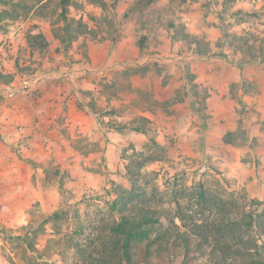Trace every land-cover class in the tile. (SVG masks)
Here are the masks:
<instances>
[{
    "label": "rangeland",
    "instance_id": "obj_1",
    "mask_svg": "<svg viewBox=\"0 0 264 264\" xmlns=\"http://www.w3.org/2000/svg\"><path fill=\"white\" fill-rule=\"evenodd\" d=\"M148 4L71 0L65 23L59 0L0 2V33L26 42L20 77L82 63L90 43L124 40L131 60L158 59L73 70L78 81L101 73L105 105L79 86L77 106L98 113L90 131L70 129V167L57 160L47 167L43 198L22 208L0 204V264H117L105 261L103 242L120 215L112 200L132 188L146 191L134 204L159 210L157 229L166 231L149 264H215L212 246L186 255L181 233L198 224L213 239L228 220L264 211V0ZM31 31L44 32L48 46L31 50ZM143 37L144 51L137 52L132 44L140 47ZM0 42L2 51L12 49L6 36ZM139 71L151 72V88L132 85L130 76ZM113 73L119 76L114 89L107 85ZM123 125L148 133L112 130Z\"/></svg>",
    "mask_w": 264,
    "mask_h": 264
},
{
    "label": "crops",
    "instance_id": "obj_2",
    "mask_svg": "<svg viewBox=\"0 0 264 264\" xmlns=\"http://www.w3.org/2000/svg\"><path fill=\"white\" fill-rule=\"evenodd\" d=\"M6 36L12 49L0 52V71L2 80L0 87L8 84L6 79L14 81L20 76L17 74V63L21 64L19 49L21 43L26 45L21 38H16L12 33ZM152 45V44H151ZM137 52L144 48L137 47ZM128 42L121 40L118 44L109 46L106 42L90 43L88 58L82 63L56 64L48 71L38 73V82L33 86V91L20 94L7 101L0 109V204L6 206L13 204L18 208L29 205L36 198H43L44 190L42 175L50 165L64 162L65 167H70V129L75 132L81 128L91 130L97 121L98 111L89 105L84 109L76 104L79 98L78 87L91 89L98 102L104 106L106 93L105 81H99L100 72L95 76H86L78 81L74 69L107 68L114 70L125 67L133 62L139 66L158 60L156 55L141 56L133 61L128 57ZM119 54V58H115ZM53 63V62H51ZM55 63V62H54ZM58 63V61H57ZM139 71L129 75L133 86L137 88H151L150 71ZM100 73V74H99ZM108 73V72H107ZM119 76L110 74L107 81L108 87L116 88ZM74 88V93L71 90ZM115 100L112 101V105ZM19 126H25V133L19 131ZM112 130H115L112 128ZM57 160V161H56ZM37 176L38 179H34ZM37 186V187H36Z\"/></svg>",
    "mask_w": 264,
    "mask_h": 264
},
{
    "label": "trees",
    "instance_id": "obj_3",
    "mask_svg": "<svg viewBox=\"0 0 264 264\" xmlns=\"http://www.w3.org/2000/svg\"><path fill=\"white\" fill-rule=\"evenodd\" d=\"M7 1V0H0ZM151 0H147L150 4ZM71 0H59L61 20L67 23ZM148 4V5H149ZM26 38L31 50L43 49L48 46L44 32H27ZM145 37L141 38L139 46L143 48ZM0 71V80H2ZM10 79H6L9 83ZM113 129H131L139 133H148L141 126H114ZM154 143H156L154 141ZM129 169V168H128ZM199 195L205 198V190L200 186ZM146 191L132 188L124 194L116 193L111 205L120 212L117 219L109 224L108 235L103 242V254L117 264H149L153 256V248L166 236L165 230H158L161 222V212L156 208L145 205H136L135 199L145 200ZM54 212L52 217L58 216ZM216 236L205 232L201 225H194L192 231L181 233L182 246L189 255L193 249L205 253L208 246H212L211 254L215 257V264H264V211L250 209L240 216L228 220L216 229ZM262 238V239H261ZM259 239L261 242H259ZM91 257V256H90ZM104 257V256H103ZM95 261L94 258H92Z\"/></svg>",
    "mask_w": 264,
    "mask_h": 264
},
{
    "label": "built area",
    "instance_id": "obj_4",
    "mask_svg": "<svg viewBox=\"0 0 264 264\" xmlns=\"http://www.w3.org/2000/svg\"><path fill=\"white\" fill-rule=\"evenodd\" d=\"M2 46L0 42V52ZM103 73V71H101ZM38 82V76L36 73L28 74L19 77L17 80L4 84L0 87V107L5 106L8 100L15 98L16 96L30 92L33 86ZM19 131L25 133V126H19Z\"/></svg>",
    "mask_w": 264,
    "mask_h": 264
}]
</instances>
